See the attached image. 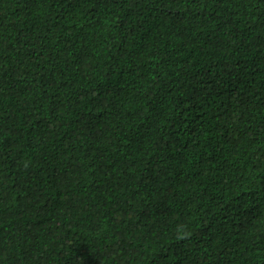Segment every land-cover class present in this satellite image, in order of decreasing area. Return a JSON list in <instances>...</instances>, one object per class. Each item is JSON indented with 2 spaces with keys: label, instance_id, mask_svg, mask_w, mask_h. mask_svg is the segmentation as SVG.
<instances>
[{
  "label": "trees",
  "instance_id": "16d2710c",
  "mask_svg": "<svg viewBox=\"0 0 264 264\" xmlns=\"http://www.w3.org/2000/svg\"><path fill=\"white\" fill-rule=\"evenodd\" d=\"M0 264H264V0H0Z\"/></svg>",
  "mask_w": 264,
  "mask_h": 264
}]
</instances>
